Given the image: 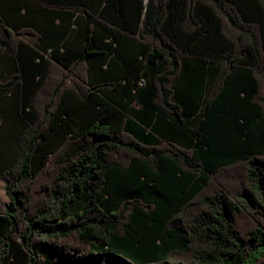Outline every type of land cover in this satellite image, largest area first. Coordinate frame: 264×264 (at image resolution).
Listing matches in <instances>:
<instances>
[{"label": "trees", "instance_id": "obj_1", "mask_svg": "<svg viewBox=\"0 0 264 264\" xmlns=\"http://www.w3.org/2000/svg\"><path fill=\"white\" fill-rule=\"evenodd\" d=\"M0 264H264V0H0Z\"/></svg>", "mask_w": 264, "mask_h": 264}, {"label": "rangeland", "instance_id": "obj_2", "mask_svg": "<svg viewBox=\"0 0 264 264\" xmlns=\"http://www.w3.org/2000/svg\"><path fill=\"white\" fill-rule=\"evenodd\" d=\"M4 180L0 179V211L4 208L5 204L8 203V198L4 192Z\"/></svg>", "mask_w": 264, "mask_h": 264}, {"label": "crops", "instance_id": "obj_3", "mask_svg": "<svg viewBox=\"0 0 264 264\" xmlns=\"http://www.w3.org/2000/svg\"><path fill=\"white\" fill-rule=\"evenodd\" d=\"M4 61L3 55L0 53V64ZM1 179V178H0ZM7 204H5L4 208L0 211V230L6 226L7 221L6 218L4 217V212L6 210Z\"/></svg>", "mask_w": 264, "mask_h": 264}]
</instances>
